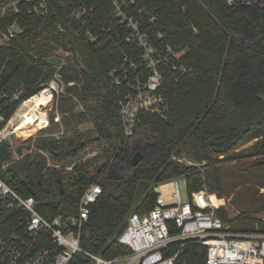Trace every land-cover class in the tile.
<instances>
[{
  "label": "trees",
  "instance_id": "trees-1",
  "mask_svg": "<svg viewBox=\"0 0 264 264\" xmlns=\"http://www.w3.org/2000/svg\"><path fill=\"white\" fill-rule=\"evenodd\" d=\"M96 5V20L104 30L96 21L89 27L100 33L99 41L91 40L83 30L76 34L65 24L60 30L58 15L23 14L18 17L23 31L0 43L5 120L24 100L38 94L59 69L65 84L60 98L70 103L61 104L62 124L69 127L74 122L92 121L96 134L77 128H71L69 136L47 132L34 140L33 149L23 158L1 169L0 175L23 196L31 195L34 187L41 188L48 199L59 200V207L52 208L36 197L37 207L46 217L78 214L85 190L91 183L100 184L102 193L90 206L81 245L114 259L131 252L118 237L133 213L144 214L154 206L160 195L159 184L184 179L188 195L205 185L222 196L227 191L218 163L226 156H219L249 141L254 143L247 155H264V7L230 5L225 0H135L125 7L153 46L171 45L182 53L179 58L168 55L160 65V91L167 99L168 115L141 114L134 134L129 136L118 101L129 81L134 82L137 76L144 81L150 71L138 41L126 40L129 29L115 15L112 4L103 1ZM73 24L81 27L75 21ZM56 46L71 53L60 66L48 62L57 57ZM21 89V96L12 99ZM75 97L95 104L75 112ZM50 121L49 127L59 126L54 116ZM137 138L146 149L139 164L133 165L132 157L140 149L135 144ZM93 140L106 148V160L94 172L90 166L97 156L93 161L74 164L68 175L56 166H47L43 152L61 162L78 155ZM184 153L191 154L204 169L183 161ZM3 162L0 156V168ZM255 165L264 163L255 161ZM144 181L154 185L138 199V188ZM259 184L264 187V181ZM217 214L233 232H264V220L247 210L231 218L221 207ZM26 216L23 210L10 207L0 220L13 230ZM178 232L172 227L173 235ZM42 236L47 239L38 247L50 245L48 233ZM180 248L176 264H205L207 247L199 239L173 242L163 251L171 255ZM69 264H91V259L76 252Z\"/></svg>",
  "mask_w": 264,
  "mask_h": 264
},
{
  "label": "built area",
  "instance_id": "built-area-1",
  "mask_svg": "<svg viewBox=\"0 0 264 264\" xmlns=\"http://www.w3.org/2000/svg\"><path fill=\"white\" fill-rule=\"evenodd\" d=\"M103 1L112 4L115 15L129 29L126 40L138 41L143 49L142 58L150 71L144 81L139 76L134 82L129 81L125 93L118 101L125 132L132 136L141 114L148 112L162 117L168 115L169 105L160 91V65L168 59V55L179 58L182 54L175 51L171 45L159 48L150 43L148 34L142 31L140 23L128 16L124 10L135 0H0V43L8 42L23 31L18 21V17L23 14L58 15L60 19L56 23L60 30H64L65 24L74 33L78 34L83 30L91 40L99 41L100 33L94 32L89 24L96 21L97 27L104 30L96 20V4ZM225 1L230 5L240 3L264 7V0ZM11 18L12 22L3 24L6 19ZM73 21L81 27L75 28ZM116 34L119 36V31H116ZM131 68L137 70L138 67L132 64ZM50 83L47 84L50 87L40 92L48 93L50 89L57 91L53 80ZM117 83L120 84V80H117ZM22 93V89L17 90L12 99H18ZM53 95L52 90L50 100ZM4 96L5 94H0V124L3 123L0 126V147L14 142V136L17 134L15 115L29 99L24 100L14 115L5 120L1 106ZM9 149L12 156L18 160L16 152L11 147ZM0 156L2 157L1 153ZM13 157L11 160L3 159L0 171L13 161ZM182 160L193 164L186 159ZM101 193V185L91 183L81 198L78 214L46 217L39 211L35 195L23 196L0 175V217L4 216L10 207L21 209L27 214L26 219L19 220L13 230H8L6 224L0 220V264H69L76 252L88 256L91 264H117L121 261L123 264H176L182 247L171 255H166L163 249L173 242L195 238L207 247L205 264H264V232L229 230L218 216L217 207L205 185L186 199L182 198L178 188L173 191L168 201L159 195L148 212L133 213L118 237V241L128 246L131 252L114 259H106L81 245L82 228L88 221L90 206ZM172 227H176L179 232L173 235ZM42 233H48L51 244L38 247L39 243L47 239Z\"/></svg>",
  "mask_w": 264,
  "mask_h": 264
},
{
  "label": "rangeland",
  "instance_id": "rangeland-1",
  "mask_svg": "<svg viewBox=\"0 0 264 264\" xmlns=\"http://www.w3.org/2000/svg\"><path fill=\"white\" fill-rule=\"evenodd\" d=\"M56 48L57 50L55 54H57L58 58H61L63 64L66 61V57L71 55V53L64 51L59 46H56ZM52 80L57 91H55V89H50L51 91H54V95L51 100L43 106V108L47 111L49 120L54 116L55 122H58L59 126L49 127V125H51L50 121L48 126L40 128L39 123L35 122L34 125H27V127L24 128L22 133L24 135L17 132L14 136V142L8 144V146L16 152L19 159L23 158L26 153L33 149V143L37 137L43 136L47 132H53L57 135L65 133L64 136H69L71 133L70 129L77 128L81 132L89 131V134L92 136L96 135L92 121H82L78 124L74 122L69 127L62 124L63 113L61 112V104L68 106L70 103L65 104L60 98L61 95L65 93V84L59 69H57L50 81L52 82ZM50 81L48 83H50ZM47 84L43 86V89L50 87L49 85H51V83L49 85ZM50 90L48 91V94L51 96ZM73 104L75 112H82L87 109V105L95 104V101L85 103L81 98L75 97L73 99ZM139 140L141 139H135V144L137 146L138 142H141V144L144 143ZM253 143L254 141L241 142L232 149L229 154L219 156V158H224L226 156L224 161L218 163V166L220 167L221 175L226 183L225 189L227 192H224L221 196L216 191L209 190L210 196L217 209L224 207L231 218H234L238 216L240 212L247 210L256 218L264 220V187L259 184L261 181H264V165H255V161L264 160V155H247L250 146ZM19 148H21V151ZM105 152L106 148L98 143V141L93 140L90 141L88 145L84 146L78 155L66 160L64 159L61 162H58L46 152H43V154L46 157L47 166H56L63 174L68 175L69 172L72 171L74 164L93 161V158H96L97 156L93 164L90 166V169L94 172L98 166L105 162ZM182 157H184L183 159H188V162L195 164L202 170L204 169L202 164H200L191 154L184 153ZM14 161H16L15 157H13L12 162ZM152 185L154 184L150 182H142L138 188L137 198L140 199ZM157 188L159 189L158 192L160 196L167 201L170 200L173 191L177 188L183 199L188 197L184 179L167 181L159 184ZM117 264H123V261L118 262Z\"/></svg>",
  "mask_w": 264,
  "mask_h": 264
},
{
  "label": "bare ground",
  "instance_id": "bare-ground-1",
  "mask_svg": "<svg viewBox=\"0 0 264 264\" xmlns=\"http://www.w3.org/2000/svg\"><path fill=\"white\" fill-rule=\"evenodd\" d=\"M49 101L50 95L46 92H40L24 102L14 118L15 130L24 135L22 133L27 125H34L35 122H38L40 128L47 126L49 124L48 113L43 106Z\"/></svg>",
  "mask_w": 264,
  "mask_h": 264
},
{
  "label": "water",
  "instance_id": "water-1",
  "mask_svg": "<svg viewBox=\"0 0 264 264\" xmlns=\"http://www.w3.org/2000/svg\"><path fill=\"white\" fill-rule=\"evenodd\" d=\"M49 63L55 65V66H60L62 64V60L61 58L58 57H52L48 60ZM146 147L140 148L139 151L134 154V156L132 157V164L133 165H138L139 162L141 161V159L144 156V152H145ZM0 153L2 155V158L4 160H11L12 159V153L9 149V147L7 145H2L0 147ZM261 164L264 163V160H260L259 161ZM159 189L157 188V191ZM31 192L33 195H35L37 197V199H39L40 201H46L47 204L52 207V208H58L59 207V200H54V199H48L47 195L45 194V192L41 189V188H31Z\"/></svg>",
  "mask_w": 264,
  "mask_h": 264
},
{
  "label": "flooded vegetation",
  "instance_id": "flooded-vegetation-1",
  "mask_svg": "<svg viewBox=\"0 0 264 264\" xmlns=\"http://www.w3.org/2000/svg\"><path fill=\"white\" fill-rule=\"evenodd\" d=\"M138 146H139L140 148L146 147V145H145V144H141V142H138Z\"/></svg>",
  "mask_w": 264,
  "mask_h": 264
}]
</instances>
